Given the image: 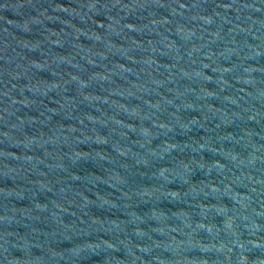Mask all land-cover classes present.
Wrapping results in <instances>:
<instances>
[{
	"label": "water",
	"instance_id": "1",
	"mask_svg": "<svg viewBox=\"0 0 264 264\" xmlns=\"http://www.w3.org/2000/svg\"><path fill=\"white\" fill-rule=\"evenodd\" d=\"M0 264H264V0H0Z\"/></svg>",
	"mask_w": 264,
	"mask_h": 264
}]
</instances>
